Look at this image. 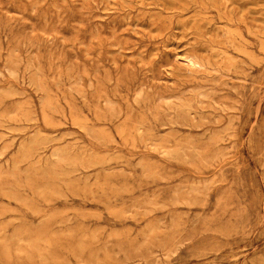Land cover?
<instances>
[{"label":"rangeland","instance_id":"obj_1","mask_svg":"<svg viewBox=\"0 0 264 264\" xmlns=\"http://www.w3.org/2000/svg\"><path fill=\"white\" fill-rule=\"evenodd\" d=\"M0 264H264V0H0Z\"/></svg>","mask_w":264,"mask_h":264}]
</instances>
